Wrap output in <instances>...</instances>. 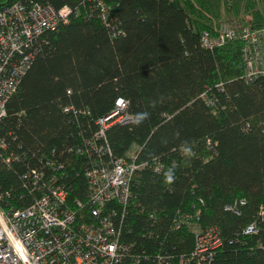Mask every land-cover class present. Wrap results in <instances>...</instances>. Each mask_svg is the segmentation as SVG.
Returning a JSON list of instances; mask_svg holds the SVG:
<instances>
[{
    "label": "trees",
    "instance_id": "1",
    "mask_svg": "<svg viewBox=\"0 0 264 264\" xmlns=\"http://www.w3.org/2000/svg\"><path fill=\"white\" fill-rule=\"evenodd\" d=\"M99 1L106 22L93 0H0L77 13L42 33L6 103L0 206L22 209L39 196L31 169L40 185H63L69 204L85 201V170L122 158L139 165L125 207L108 204L123 212L124 242L194 264L193 232L213 227L221 245L209 264H264V76L243 78L240 39L200 43L222 25L264 27V0ZM118 98L131 120L106 128L110 156H88L97 120ZM250 224L256 231L245 233Z\"/></svg>",
    "mask_w": 264,
    "mask_h": 264
},
{
    "label": "built area",
    "instance_id": "2",
    "mask_svg": "<svg viewBox=\"0 0 264 264\" xmlns=\"http://www.w3.org/2000/svg\"><path fill=\"white\" fill-rule=\"evenodd\" d=\"M93 1L106 22V7L99 0ZM76 16L69 6L55 9L47 4L14 2L0 8V120L6 114L8 99L34 58L39 37ZM236 38L243 42V78L251 81L264 76V27L233 29L222 25L215 35L204 31L200 43L210 49ZM126 107L127 101L118 98L109 114L97 120L98 130L86 143L88 156H91L89 149L98 156L105 152L110 156L105 130L113 123L131 120L125 113ZM6 147L5 140L0 138V160L9 163L10 157L3 155ZM138 166L122 158L99 159L84 172L85 201L76 200L73 205L69 204L63 185H40L43 174L31 169L28 176L32 188L40 190L39 196L22 209L0 206V264H170L171 255L160 248L149 254L133 242H124L121 239L123 212L119 214L108 207L110 202L125 207L131 178ZM175 227H179L178 222ZM255 231L254 224L245 229V233ZM193 233L190 259L194 264H209L221 245L218 230L210 227Z\"/></svg>",
    "mask_w": 264,
    "mask_h": 264
},
{
    "label": "clouds",
    "instance_id": "3",
    "mask_svg": "<svg viewBox=\"0 0 264 264\" xmlns=\"http://www.w3.org/2000/svg\"><path fill=\"white\" fill-rule=\"evenodd\" d=\"M167 178H168V180H169V181H171V180L173 179V176H172L171 172H169V174H168V177H167Z\"/></svg>",
    "mask_w": 264,
    "mask_h": 264
}]
</instances>
